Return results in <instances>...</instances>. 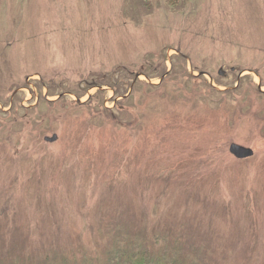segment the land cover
I'll return each instance as SVG.
<instances>
[{"label": "rangeland", "instance_id": "374dc122", "mask_svg": "<svg viewBox=\"0 0 264 264\" xmlns=\"http://www.w3.org/2000/svg\"><path fill=\"white\" fill-rule=\"evenodd\" d=\"M136 251L264 264V0H0V264Z\"/></svg>", "mask_w": 264, "mask_h": 264}, {"label": "water", "instance_id": "95a60500", "mask_svg": "<svg viewBox=\"0 0 264 264\" xmlns=\"http://www.w3.org/2000/svg\"><path fill=\"white\" fill-rule=\"evenodd\" d=\"M258 88L262 90L260 85L258 86ZM78 102L80 103L81 101L79 100ZM54 137H52L50 140H53ZM229 152L231 155H233L235 158L239 160L248 159L254 156V150L252 148L235 143V142L230 143Z\"/></svg>", "mask_w": 264, "mask_h": 264}, {"label": "trees", "instance_id": "16d2710c", "mask_svg": "<svg viewBox=\"0 0 264 264\" xmlns=\"http://www.w3.org/2000/svg\"><path fill=\"white\" fill-rule=\"evenodd\" d=\"M122 250H116V254L121 252ZM122 259L123 257L126 258V261L124 260V264H160V260H158L157 262H148V257L146 255V251H142L141 253H139L138 251L136 252H132V255H127L126 252H124L121 255Z\"/></svg>", "mask_w": 264, "mask_h": 264}, {"label": "flooded vegetation", "instance_id": "af4514ba", "mask_svg": "<svg viewBox=\"0 0 264 264\" xmlns=\"http://www.w3.org/2000/svg\"><path fill=\"white\" fill-rule=\"evenodd\" d=\"M133 86H131L130 88H132ZM16 93V92H15ZM62 96V95H61Z\"/></svg>", "mask_w": 264, "mask_h": 264}]
</instances>
